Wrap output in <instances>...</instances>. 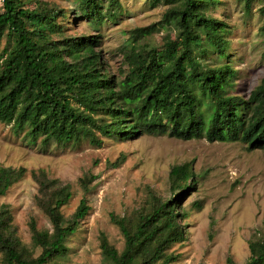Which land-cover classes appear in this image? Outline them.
I'll use <instances>...</instances> for the list:
<instances>
[{
    "label": "trees",
    "instance_id": "1",
    "mask_svg": "<svg viewBox=\"0 0 264 264\" xmlns=\"http://www.w3.org/2000/svg\"><path fill=\"white\" fill-rule=\"evenodd\" d=\"M0 10V122L12 123L16 133L47 145L51 140L67 145L87 141L101 147L104 138L126 141L144 133L168 134L188 140L241 142L248 151L264 150V77L247 99L226 93L234 73L228 64L205 65L195 51L214 46L220 54L226 45V23L207 8L219 0H149L150 7L166 8L161 18L129 30L121 47L122 76L112 73L97 49L99 35L70 34L63 22L64 9L52 0H1ZM81 16L101 20L115 17L119 0H73ZM252 0H244L246 10ZM264 16V1L259 7ZM61 18V19H60ZM171 26L160 45L139 40L160 27ZM264 30V23L261 26ZM211 105L208 118L201 97ZM244 105L247 115L239 109ZM118 157L108 165L116 167ZM25 167L0 165V196L20 180ZM37 184L35 202L49 219L51 229L29 222V249L16 235V225L6 204H0V264H60L65 241L88 214L81 197L65 217L62 207L72 196L71 186L50 177L44 169L30 171ZM92 174L79 178L86 191ZM192 160L171 166L170 194L148 190L143 202L110 220L123 236L119 250L99 234V247L110 264H171L180 256L171 251L187 239L186 211L181 201L195 184ZM196 207H198L196 205ZM38 249V253H35ZM244 264H264V229L248 241ZM225 264H235L227 255Z\"/></svg>",
    "mask_w": 264,
    "mask_h": 264
},
{
    "label": "rangeland",
    "instance_id": "2",
    "mask_svg": "<svg viewBox=\"0 0 264 264\" xmlns=\"http://www.w3.org/2000/svg\"><path fill=\"white\" fill-rule=\"evenodd\" d=\"M52 1L66 12L63 22L67 32L99 35L97 49L105 65L118 76H122L121 47L127 43L129 30L158 21L166 8L162 4L150 7L149 0H119L115 17L105 14L97 21L81 16L73 0ZM263 1L252 0L249 10L244 0H219L207 8L210 15L226 23V45L223 54L212 45H204L195 54L205 65L228 64L233 69L226 87L229 95L247 99L264 77V16L259 12ZM107 3L101 0L103 12H107ZM1 5L0 0V10ZM165 34L174 37L176 32L171 26H163L139 43L160 45ZM196 92L208 118L211 105L199 90ZM239 109L247 115V107L240 105ZM122 155L118 166L108 165ZM189 160L196 182L181 201L186 211L183 223L187 239L171 246L170 250L180 255L171 264H225L227 255L235 264H244L249 239L264 229V150L248 151L241 142L144 133L126 141L104 138L101 147L87 141L61 145L51 140L43 145L39 139L30 140L24 131L16 133L12 123L0 122V165L26 169L24 176L0 196V204L8 205L16 235L33 249L29 222L34 220L39 228L51 229L49 219L35 202L37 184L30 173L44 169L50 177L71 186L72 196L62 207L65 217L73 213L83 196L90 205L88 214L66 239V252L59 263L110 264L101 253L99 234L103 232L117 249L123 246V236L110 214L132 211L150 189L169 196L171 166ZM85 174L94 177L86 191L79 184Z\"/></svg>",
    "mask_w": 264,
    "mask_h": 264
}]
</instances>
